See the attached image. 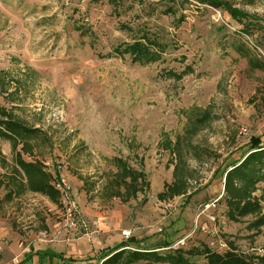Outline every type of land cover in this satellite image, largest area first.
<instances>
[{
    "label": "rangeland",
    "instance_id": "obj_1",
    "mask_svg": "<svg viewBox=\"0 0 264 264\" xmlns=\"http://www.w3.org/2000/svg\"><path fill=\"white\" fill-rule=\"evenodd\" d=\"M215 1L252 16V26L232 19L222 7L195 0H124L116 9L106 0H0V70L27 84L21 110L15 113L46 135L35 141L32 154L52 175L66 169L97 180L108 169L105 158L121 157L134 165L137 155L150 189L145 203L139 194L126 206V229L132 237L139 235L136 239L155 233L141 246L163 241L169 246L160 251L166 252L207 244L223 252L222 240L233 242L240 254L264 255V228L253 236L246 229L250 217L237 224L223 219L220 199L225 166L240 157L239 148L251 137L260 136L264 142V71L251 70L236 51L247 50L264 62V0ZM180 15L185 20L176 26ZM76 23L87 25L95 37L79 35L73 29ZM141 35L166 47L161 61L140 67L128 56H109L116 46ZM185 65L194 73L180 81L160 76L166 70L178 73ZM27 69L37 73L34 80L25 75ZM0 103L9 106L1 97ZM192 106H210L218 117L192 139L208 155L187 162L189 193L207 187L191 198L179 196L162 203L156 195L172 181V166L168 153L157 144L162 133L172 140L183 133L186 120L181 113ZM11 164L10 144L0 140V264L23 260V250L39 240L45 250L53 249L60 240L51 231L58 223L64 228L60 207L48 211L29 192L6 196ZM72 199L77 207L73 195ZM87 203L98 211L126 205L118 199L101 202L94 192L86 196ZM210 203L213 207L204 210ZM85 219L84 231H70L68 248L76 249V239L94 233L95 223ZM218 226H226L227 232L210 230ZM99 252L76 261L99 264Z\"/></svg>",
    "mask_w": 264,
    "mask_h": 264
},
{
    "label": "trees",
    "instance_id": "obj_2",
    "mask_svg": "<svg viewBox=\"0 0 264 264\" xmlns=\"http://www.w3.org/2000/svg\"><path fill=\"white\" fill-rule=\"evenodd\" d=\"M101 2L103 0H92ZM113 9L124 0H106ZM199 4H208L213 7H222L234 20H244V25L249 28L254 22V18L228 4H222L215 0H195ZM185 20L183 15L176 19V26ZM74 31L81 36L95 37L94 33L87 25L73 26ZM93 43L90 48H93ZM166 47L147 35H141L132 43H124L112 49L109 56H115L123 59L128 56L131 64H137L140 67H147L161 61L162 54ZM237 53L247 59L248 67L251 70L264 71V62L256 60L250 55L249 51L236 49ZM194 73L190 65H185L182 71L175 72L166 70L161 73L162 78L180 81L185 76ZM24 73H22L23 76ZM28 79L36 76V72L27 69L25 75ZM33 78V80H34ZM27 84L20 77H10L8 72L0 70V97L4 103L9 104L6 107L0 103V140L7 141L10 144L12 154V164L10 166V175L6 177L7 187L10 190L6 196L11 198L14 194L19 196L29 192L46 197L56 207L61 208L60 193L56 190L52 182L54 176L49 172L46 165L35 158L32 150L35 147L37 139H44L46 136L40 128L27 125L15 112L20 111V104L25 97ZM21 93L24 94L23 97ZM210 106L201 109L195 106L182 111L186 120V126L182 134L174 136L172 140L167 133L161 134V139L157 144L158 148L168 153L169 164L172 166V181L164 183L162 191L157 193L156 199L159 202H168L175 197L187 196L191 198L193 193H200L206 189L207 185L201 189H196L189 193L188 181L190 180L191 170L187 162L193 160L201 161L203 155H208L205 151L198 150L199 146L192 144V139L207 126L218 119L217 115L211 112ZM240 157L225 166L222 172L223 193L220 199L225 206L224 217L230 223H241L244 219L250 217L252 220L247 224L246 229L253 231V236L259 234L264 228V142L260 136L251 137L249 141L239 148ZM31 157L28 161L23 156ZM134 165H131L126 159L121 157L105 158L107 170L96 179H86L81 175L76 176L82 183L81 190L89 197V194L95 193L101 202H109L118 199L121 204H127L136 200L138 195L144 197L142 202H146L145 194L150 189V183L147 180L144 166L138 161L137 155L134 157ZM219 172L216 171V174ZM58 175V174H57ZM97 188V189H96ZM189 196V197H188ZM186 199V200H187ZM155 235V233H154ZM152 235V236H154ZM151 237V236H150ZM150 237L136 239L131 237L127 241L100 250L97 260L99 264H264V255L247 256L240 254L233 242L226 241L227 249L223 252L212 250L207 244H199L187 251L180 248L175 250H166L167 243H156L150 248L140 244L147 241ZM53 255L43 254L41 259H51ZM198 257L200 261H194L192 258ZM31 259L28 255L24 262ZM63 264H76V259L62 258ZM50 264H52L50 262Z\"/></svg>",
    "mask_w": 264,
    "mask_h": 264
},
{
    "label": "crops",
    "instance_id": "obj_3",
    "mask_svg": "<svg viewBox=\"0 0 264 264\" xmlns=\"http://www.w3.org/2000/svg\"><path fill=\"white\" fill-rule=\"evenodd\" d=\"M68 172L69 171L65 169L62 171V175L66 176V178L69 180L70 184L72 185L71 191H72V195L76 199L75 201L78 202L77 209H78L79 215L85 221V223H86L85 217H87L91 222L95 223V229L94 227L92 228L94 229L93 231L94 233L87 235V236H82L76 239L75 240L76 245H77L76 249L73 247L68 248L65 244L69 243V241L72 242L69 239L70 236L72 235L69 234L70 231L66 230L65 228H59V223H58L57 225L54 226V229L51 231L52 235L56 239L60 240L57 242V246L53 247V249L45 250V247H43L44 245L42 243V240H39L40 243H36V244L29 243L27 247L23 250L24 254L21 253V255L26 256V257L28 255H31V259L24 262V259H25L24 257L23 260L18 261L20 264H26V263L36 264L35 262H37V260L45 264H50V262L52 264H63L60 257L82 260L84 256L92 257L94 253H96V251L115 246L123 241L121 232L123 230H127L126 220L128 217L127 215L128 209L126 208V206L129 205L130 202L127 203L126 205L117 204L112 210H107V211L94 210L95 204H90V203L86 204V195L82 190H79L82 186L81 183L77 181L75 176H73L72 174H70V172L69 173ZM221 190H222L221 191V197H222L223 187ZM34 195L37 196V200H41L44 204L48 206L49 208L48 211H50L52 207L54 206L51 202L48 201L46 197H43L39 194H34ZM37 211L38 210H36L35 213ZM223 219H226V218L223 217ZM62 223L60 224L62 225ZM210 230H212L213 232H217V231L220 233L222 232L223 234L227 232L226 231L227 227L218 226V227H213ZM137 236L134 235V238H136ZM146 237H150V236H146ZM31 245H32V249H30ZM34 246H36V248ZM97 246H100L99 247L100 249H97ZM32 252H34V254ZM58 252H62L63 255H59ZM43 254H50L53 256L50 260L46 258L41 259L40 256ZM76 264H86V263L80 261V262H76Z\"/></svg>",
    "mask_w": 264,
    "mask_h": 264
},
{
    "label": "built area",
    "instance_id": "obj_4",
    "mask_svg": "<svg viewBox=\"0 0 264 264\" xmlns=\"http://www.w3.org/2000/svg\"><path fill=\"white\" fill-rule=\"evenodd\" d=\"M59 169L60 167H58V170ZM52 185L60 193V203H61L60 209H61V213L63 216L62 226L66 230L71 231V232L73 231L75 232L79 228L84 231L87 225L85 221L80 217L77 207L74 204V201L71 195V186L68 180L65 177H63L61 174H58L54 176ZM211 207H213V203L206 204L204 207V210L209 209ZM121 236H122L123 241H127L128 239L132 237V232L130 229L123 230L121 232ZM209 245L214 247L215 243H211ZM219 247L223 250L227 249L226 243L222 240L219 242ZM14 264H20V263L18 261H15ZM26 264H29V263H26Z\"/></svg>",
    "mask_w": 264,
    "mask_h": 264
}]
</instances>
